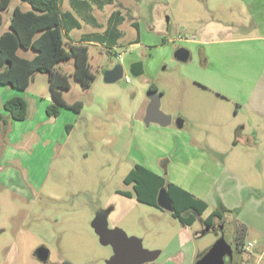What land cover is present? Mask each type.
<instances>
[{
	"label": "rangeland",
	"instance_id": "rangeland-1",
	"mask_svg": "<svg viewBox=\"0 0 264 264\" xmlns=\"http://www.w3.org/2000/svg\"><path fill=\"white\" fill-rule=\"evenodd\" d=\"M18 6L24 11L31 9L21 0H12L8 11L3 13L0 34L9 30L10 17ZM70 8L69 0H64L63 11ZM116 9L126 20L120 26L123 37L114 53L101 45L89 46L96 81L86 90L70 78L71 90L65 92L64 98L70 104L82 102L84 111L77 116L70 110L63 112L61 117L68 122L72 117L77 118L69 123L73 125L69 133L65 129L67 136L39 143L33 133L28 129L24 132L25 127H20L21 132L9 140V145L26 152L23 161L12 158L3 161L7 139H0V264H62L66 260L72 264H111L114 248L103 244L105 222H98L97 217L101 212L110 214L111 201L116 195L120 207L109 216L107 227L112 231L109 240L115 241L119 238L118 232L126 231L129 236L141 238L144 250L162 249L174 235L178 223L171 225L170 214H158L154 212L156 208L135 199L121 200L119 191L135 195L133 184H125V177L136 164L149 166L157 160L159 166L163 163L167 167L173 180L200 182L201 163L194 162L197 156L204 153L208 157L210 150L231 151L234 135L240 128L239 120L249 117L242 113L240 119L236 118L228 99L200 81L199 75L192 74L197 68L191 62H179L174 56L179 47L187 46L186 39L194 38L195 30L221 26L213 21L223 23L234 17L249 21L253 16L244 0H119L114 6L95 8L93 15L102 26L92 28L84 23L66 41L79 40L85 32L103 33L109 15ZM133 22L138 23L139 35ZM252 32L235 29L238 36ZM138 37L140 43L134 44ZM20 54L33 56L32 52ZM118 54L122 55L121 59ZM137 62L143 63L145 70L140 77L130 72V66ZM118 64L124 66V77L115 83L106 82V71ZM73 68V61L59 66L69 76ZM126 75L130 83L126 82ZM153 84L158 88L164 113L188 121L205 116L209 119V126L190 124L179 131L190 144L181 146L182 152L177 150L175 136L162 137L154 124L147 126L142 119ZM24 93L32 112L40 119L39 102L51 99L48 76L37 73L36 82ZM42 116H46L44 111ZM141 123L143 127L138 128ZM186 134L194 138L193 142ZM261 152H264V141ZM255 174V186L264 188V162ZM200 184L207 186L204 180ZM257 194L264 197V189L257 190L254 195ZM232 228L231 219L224 222L223 228H198L195 248H213L219 241L217 233L224 229L230 234ZM255 238V232L251 231L242 244L251 242L252 245ZM40 248L49 253L46 261L38 257ZM246 257L248 253L244 254L242 264Z\"/></svg>",
	"mask_w": 264,
	"mask_h": 264
},
{
	"label": "crops",
	"instance_id": "crops-1",
	"mask_svg": "<svg viewBox=\"0 0 264 264\" xmlns=\"http://www.w3.org/2000/svg\"><path fill=\"white\" fill-rule=\"evenodd\" d=\"M88 2L91 5V11L89 10V13L93 16V20L88 22L81 21L82 28L84 23L88 24L90 27L102 26L97 23V18L93 15L96 5L91 3L89 0ZM116 4L117 3L108 5L114 6ZM244 4L246 9L249 11V14L251 13L253 16L252 18H249V21H246L245 19L243 20L242 18L238 20V18L235 17L231 18L230 21L223 23H221L220 20L217 23L213 21V24H220L222 27L209 26L195 30L193 32L194 38L190 40L186 39L187 46L178 48H187L190 51V62L197 68V70L192 72V74L196 73L199 75L198 78L200 81L202 80L205 85L210 87V89L218 95H223L222 97L227 98L236 118L240 119L242 113H246L249 117L243 121L239 120L240 128L237 129L234 135L235 144L232 146L231 151L210 150V155L208 157L205 156L204 153H201V156H197L199 160H194V162L198 161L201 163L200 166L202 169H200L199 172L201 177L198 178L201 179L200 182L196 181L194 184H190L189 181H185L183 178H176L173 180L171 172L167 171V167L164 166L163 163H161L162 166H159L157 164V160L155 161V164L149 166H146L145 164H136L143 166L145 169L158 176L165 175L166 171L168 175H166V177L167 179L169 178L167 181L181 187L197 199L208 204L207 209L201 215H199L194 209H189L184 212V217L187 219H194V222L191 225L182 224L179 219L172 216L173 212H169L159 206L147 204L152 208H156V211L154 212L170 214V216L173 217V222L170 223L171 225L178 224L175 225V233L171 236L169 243L160 250L156 249V252L159 253L157 259L146 264H196L199 260H201V258L207 255L212 248L205 247L203 250H199V248L196 249L195 244H197V234H195V232L196 230L198 231V228L208 226L206 225L205 220L208 219L214 212L221 214L222 218H214L211 225L208 227L220 226L223 228L224 222L231 219V225L233 227L231 233L228 234L223 229L221 231L222 234H219V232L217 233V239L219 240L222 237H225L229 245H231L230 247L233 246V251H237L235 238L239 228H244L245 237H248L251 231L255 232L256 242L252 243V245L251 242H249V246L244 244L242 248L243 254L239 257V264L243 263L242 260L244 258V254L246 253L249 254V257H246V262H244V264H264V197L263 195H254L257 190L262 191L264 189L258 188L259 186H255L257 178L255 172L258 171L260 165L263 167L264 162V152H261L262 141H264V0H244ZM106 6L107 5L103 6L102 9H105ZM65 11H72V9H65ZM117 11V9L113 10L109 15L107 27H105L102 31L103 33L109 26V19L111 15ZM236 27L254 32L238 36L235 33ZM72 32H70V34ZM93 33L99 32H85L81 35L79 40H68V42L72 44H83L88 46V48L93 45H101L113 54L115 51L114 49L119 45L120 39L114 42L113 37L109 38V42H106L107 45L97 44L93 41H84V37L86 35ZM133 43H140L139 37ZM73 72L74 68L72 73ZM35 82L36 74L34 75L31 84ZM24 94V92L12 87L0 85V108L2 109L4 103L13 97H22L27 101ZM52 102V97L49 101L42 100L39 102L41 103L39 105L41 117L40 119H37L38 116L32 112V108L27 101L29 106V116L27 120L22 122L12 120L9 124V126H12L11 131L8 130L4 132L0 137V139L4 137L7 139V149L5 154L2 156L3 161L11 158L21 159L23 161L27 157L26 152H19L17 147L9 145V140H13L15 135L21 132L20 127H25L24 132L28 129L30 133H33L32 136L37 137L40 141L39 143H45L48 140L49 142H53L62 138L64 134L67 136V132L69 133V130L73 128V125L69 123L73 119L76 121L77 118L72 117L71 121L68 122L69 120L61 117L63 116L62 114H64L63 112L67 109H63L60 115L56 118L48 117L46 110ZM2 111L6 114L4 110ZM43 111L46 113V116H42ZM73 113L74 116L81 114H77L75 112ZM145 115L146 113L143 114V120ZM172 119L173 122L169 127H161L154 124V128L163 134L162 137L175 136V141L179 144V146H177V150H180V147L183 145H187V147L190 146V144L187 143V140H185L179 133L181 129L189 126L190 124L201 125L204 123L208 126L210 124L207 116L203 118L198 117L193 121H188L187 118L182 117L177 119L172 117ZM141 124L138 125H141L138 128L143 127V123ZM174 125L176 127H173ZM14 128L15 131H13ZM65 129H67V132ZM142 130L143 129H140L139 132L144 136L145 134ZM56 131L58 134H55ZM186 137L193 142L194 138L192 136L187 135ZM225 140L226 138L222 139L224 144ZM162 146L160 148L163 150ZM164 151H166V149ZM180 151L182 152V149ZM203 180L207 186L200 184ZM163 188L167 189V187ZM120 192L128 193V196L123 195ZM159 192L158 195H156V192L152 191L147 197L156 198L157 196L158 199ZM117 193L119 196H123L120 197L123 201L130 199L137 200L136 196L130 191H119ZM171 193L172 195L174 194L178 201L180 200L178 197L179 193L175 187L171 188ZM119 201L120 200L116 195V199L111 201L110 214L101 212L99 213V217H97L98 222H105V229H102L103 244L111 245L113 248L116 242L109 240L108 237H110V233L112 231H109L107 226L109 216L113 212H116L117 208L120 207ZM137 202L139 203L138 200ZM178 204L181 210L183 208V204ZM120 232H122L128 239H136L137 241L140 239L139 242L141 243V238H139V236H129L126 231ZM232 240L233 245L231 243ZM253 250L254 252L252 253Z\"/></svg>",
	"mask_w": 264,
	"mask_h": 264
},
{
	"label": "trees",
	"instance_id": "trees-1",
	"mask_svg": "<svg viewBox=\"0 0 264 264\" xmlns=\"http://www.w3.org/2000/svg\"><path fill=\"white\" fill-rule=\"evenodd\" d=\"M21 1L29 4L31 9L24 11L19 6L16 7L10 17L9 30L0 34V85L24 92L30 87L35 74H46L53 101L46 110L48 117H58L63 109L80 114L84 104L80 101L70 104L64 98L65 92L71 90L70 78L72 77L84 89L88 90L96 81V75L90 63L88 46L69 43L66 41V37L69 39L70 32L82 28L81 21L93 20V16L89 13L91 11L90 3L88 0H69L72 11H63V0ZM89 1L99 9L108 4L119 3V0ZM11 2L12 0H0V33L4 23L3 13L8 11ZM125 20L126 18L120 10L114 12L104 33L86 35L84 41H93L102 45H107L106 42H109V38L112 37L114 42L118 41L123 37V32L119 27ZM133 26L139 35L138 23L133 22ZM23 51L32 52L33 56H23L20 54ZM69 61L74 62V72L70 76L59 70L62 63ZM152 92H158V88L154 84L149 88V93ZM28 116L29 106L24 98L13 97L7 100L2 109L0 108V137L7 131L12 120L22 122L27 120ZM166 175V171L165 175L158 176L143 166L136 165L125 177L124 182L134 185L136 199L139 202L154 206H159L157 196L156 198L147 197L149 193L155 191L158 195L161 188L167 187L175 208L172 216L179 219L184 225H191L194 219L184 217V212L194 209L201 215L207 209L208 204L167 181ZM172 187L177 189L179 201L174 194L172 195ZM120 193L128 196V193ZM178 203L183 204L181 210ZM214 218H222V215L214 212L205 220L206 225L210 226ZM118 233L119 238L115 242L125 237L122 232ZM108 238L110 239V237ZM244 238L245 230L241 227L235 238L238 246H244L242 244ZM240 247L238 248H243ZM62 264L72 263L66 260Z\"/></svg>",
	"mask_w": 264,
	"mask_h": 264
},
{
	"label": "water",
	"instance_id": "water-1",
	"mask_svg": "<svg viewBox=\"0 0 264 264\" xmlns=\"http://www.w3.org/2000/svg\"><path fill=\"white\" fill-rule=\"evenodd\" d=\"M175 57L178 61L183 63L190 62L191 53L187 48H180L175 52ZM130 72L135 77H140L144 74L143 63L137 62L130 66ZM124 77V66L118 64L112 69L106 71L105 80L108 83H115ZM149 104L146 110L144 122L147 126L157 124L161 127H169L173 119L170 115L161 110V96L158 92L148 94ZM159 207L174 212L175 208L166 188L159 192L158 196ZM38 257L42 261H46L49 253L46 249L40 248L37 251ZM159 253L156 251H147L142 249V245L136 239H128L126 236L120 241L116 242L114 246V256L111 264H146L157 259ZM229 256L232 259L235 256L233 250L225 237L219 239L217 244L211 249L196 264H226L225 257Z\"/></svg>",
	"mask_w": 264,
	"mask_h": 264
},
{
	"label": "flooded vegetation",
	"instance_id": "flooded-vegetation-1",
	"mask_svg": "<svg viewBox=\"0 0 264 264\" xmlns=\"http://www.w3.org/2000/svg\"><path fill=\"white\" fill-rule=\"evenodd\" d=\"M150 102V101H149ZM235 243H236V247H237V251H234V253H235V256H234V258L232 259V257H229V256H226L225 257V263L226 264H239V257H241L242 256V254H243V250H242V248L241 247H243V246H238V244H237V241H235ZM238 247H240L241 249H239Z\"/></svg>",
	"mask_w": 264,
	"mask_h": 264
},
{
	"label": "built area",
	"instance_id": "built-area-1",
	"mask_svg": "<svg viewBox=\"0 0 264 264\" xmlns=\"http://www.w3.org/2000/svg\"><path fill=\"white\" fill-rule=\"evenodd\" d=\"M121 56H122L121 54L118 55V58L121 59L122 58ZM125 79H126V82H128V83L130 82V77L129 76H125Z\"/></svg>",
	"mask_w": 264,
	"mask_h": 264
}]
</instances>
